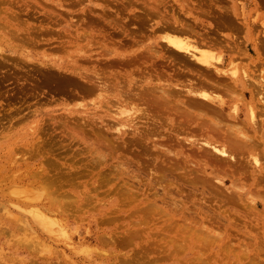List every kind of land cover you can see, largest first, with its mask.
Instances as JSON below:
<instances>
[{"label": "rangeland", "instance_id": "1", "mask_svg": "<svg viewBox=\"0 0 264 264\" xmlns=\"http://www.w3.org/2000/svg\"><path fill=\"white\" fill-rule=\"evenodd\" d=\"M221 13L233 28L222 27ZM261 23L264 0H0V264H127L129 258L128 264H190L192 257L235 264L234 248L243 244L236 227H255L264 192L258 193L261 199L254 197L253 186L231 181L230 172L218 165L198 174L199 186L187 182V171L200 166L188 147L204 150L188 144L186 133L176 134L165 116L154 121L152 110L144 113L145 105L132 94L165 84L164 76H151L153 71L171 76L178 67L186 71L187 63L164 42L173 35L222 56L223 68L235 65L247 73L262 100L264 53L254 50L264 35ZM187 28L193 32L187 34ZM231 104L245 111L248 105L239 98ZM164 151H172V160L168 155L163 161L169 154ZM262 152L261 146L255 155L264 166ZM60 169L69 178L54 193L47 182L39 186L21 179L29 170L51 176ZM208 177L217 191L206 184ZM232 182L249 189L240 198L245 205L252 207L255 198L261 204L251 211L238 202L226 204L222 192L237 191ZM222 213L230 219H216ZM191 221L204 227L203 242L178 231L195 225ZM253 228L260 237L261 229ZM209 234L219 238L210 235L206 242ZM225 249L231 255L225 256Z\"/></svg>", "mask_w": 264, "mask_h": 264}, {"label": "bare ground", "instance_id": "2", "mask_svg": "<svg viewBox=\"0 0 264 264\" xmlns=\"http://www.w3.org/2000/svg\"><path fill=\"white\" fill-rule=\"evenodd\" d=\"M224 11L226 13L228 12V10H224ZM225 19H227V16L224 15L223 13H221L222 27L223 28H233L234 27L233 21L230 20L229 22H224ZM261 25L263 26L264 23H261ZM185 29L186 28H184V30ZM177 30H178V32H181L180 28ZM250 30H251L250 34L252 33V36H254V34L252 32V28ZM185 31H184V33H185ZM189 32H193V30L191 28L190 29L187 28V34H189ZM163 39L165 40L164 42L167 43V45H168L167 47H169L170 50L172 49V52L174 53V55L177 58L179 57L180 59H183L182 62L184 61V63H187V64H183L186 67V71H184L183 69L178 67V70H177V72H175L174 76H171V73H166V75H163L164 74L163 70L153 71V74H151V76L152 75L155 76V79H157V80L159 78H163L162 76H164V79L162 81L165 82V84H163L161 87H159L158 85L156 86L155 84L150 85V86L146 85V87L144 89L141 88L138 91H135L136 94L135 95L132 94L133 98L137 99L138 101L140 100L141 103H143L145 105V108L143 111L144 113L147 112L146 109L152 110L153 115H154V119H155L154 121L159 123L160 118L165 116L166 117V120H165L166 123L168 122L171 124L172 129H174V132L176 134L180 133V132L186 133L188 144L190 143V145H194L195 148H198L200 150H204L203 152L197 151L195 149L189 150V147L187 146L189 154H191V156L195 160H197V163L200 164L199 167H195V168L191 169V171L189 170L190 172L187 171V182L189 181L190 184L199 186V184H201V182L200 183H198V182L203 180V179H197V177L200 178V176L198 174H202L203 171H205V167H208L209 165H212V166L218 165L219 171H221V170L227 171L228 170L230 172L227 174H229L228 176L231 179V181L235 180L237 184H238V182L241 183L242 181H244V184L249 183V185L253 186V190L256 191L255 192L252 190L254 192L253 196L256 193V197L258 198V195L260 194L261 190L264 192V166L261 164L259 157L255 155V154H258L257 150L262 146L263 152L261 154L264 156V96L262 97V100H261V97L258 96L259 95L258 90H255V87L253 86L252 82L250 81V77L247 73H244L243 71H239L235 65H233V67H231V68H223L224 60H223L222 56H215L211 53L200 51L199 48L194 43H192L188 40L179 39L177 36L166 35V36H164ZM209 44L211 45L213 43L210 42ZM230 45L225 43L224 47L227 48L229 51H233V49L235 47H233V45H231L232 46L231 47ZM254 50L256 52V55H259L260 53H264V35L262 36V39L255 44ZM109 59L110 60H108V61H111V59H113V58H109ZM118 59L120 60L121 58H118ZM118 59L114 60V62L115 61L118 62ZM229 64H230V62H229ZM72 69H73V67H72ZM82 74H84V73H82ZM86 76H84V77L86 78ZM88 76H93V75H88ZM88 76H87V78H89ZM166 76H167V78H166ZM94 77L96 79H98L97 82L99 83L100 78L93 76V78ZM180 78H181V80H180ZM90 79H91V77L89 79H87V81L88 80L90 81ZM96 79H94V82ZM70 80H72V79H70ZM73 80H75V79L73 78ZM160 82H161V79H160ZM91 84H90L91 86L89 85L90 86L89 89L92 88L93 85L94 86L92 89H94V87H96L95 84L94 83H91ZM102 86H105V85H102ZM102 86H100V90L97 91L98 93H99V91H102L101 90ZM136 86H138V85H136ZM83 88L85 90H87L88 86H87V89L85 87H83ZM83 88H82V90H84ZM181 89H185V90H181ZM86 92H88V91H86ZM130 98H131V96H130ZM234 98L247 99L248 105L245 106V107H247L246 111L239 108V107L237 108L236 105H234V104H231V101H233ZM131 103H133V102H131ZM133 105L135 107V104H133ZM44 143H45V141L43 142V144ZM164 145L165 144H163V146ZM126 146H130V145H126ZM35 147H38V146H35ZM204 147H206L207 149ZM208 148H210V149H208ZM167 149L170 150L168 147H167ZM36 150H37V148H35V152H36ZM39 150H40V148H39ZM193 150H195L196 152H193ZM164 152H168V151H164ZM171 152L170 153L168 152L169 154H167V156H164L166 158H164L163 161H165V159H167L168 155L171 156ZM197 152H199V153H197ZM163 153L161 155H163ZM250 157H252V160H249ZM171 160H172V156H171ZM44 161H45V159H44ZM189 161L193 162L190 159H189ZM47 162H48V160H47ZM166 162H167V160H166ZM170 164L171 163H169V167L171 166ZM156 166H155V168H156ZM165 166H166V164H165ZM51 168H52V170H55L54 168H56V167L51 166ZM159 168H161L162 170L164 169V167H161V165L159 166ZM159 168L157 167L156 170L158 171ZM166 169L168 170V168H166ZM42 171H43V173H47V170L45 168H43ZM216 171L212 173V174H216V175H214V176H216L214 179L217 178ZM57 172H59V171L57 170ZM60 172H61V169H60ZM43 173H41L39 170H37V171L36 170L35 171L29 170L27 172V174H25V173L21 174V176H22L21 179L23 181L31 183V184H38L39 186L43 185L44 182H47V183H45L46 188L49 189L51 193H54V192L58 191L61 188V184L66 182L67 179L69 178V176L67 177L64 172L63 173L65 174L66 177L63 176L64 175L63 173H62V175H61V173H60V175H59V173L58 174L53 173L51 176L45 175ZM157 173L159 174V172H157ZM218 173H220V172H218ZM159 175L161 176L162 174H159ZM62 177H63V179H61ZM193 178H196V179H193ZM201 178H202V176H201ZM208 178H207L208 182L206 184L210 185L209 180L213 179V178H211V177H208ZM217 180H219V178H217ZM196 183H198V184H196ZM232 183L234 184V182H232ZM236 183L233 185L231 190L233 189L232 190L233 193L235 190H237L238 191L237 194H236L237 191L234 194H232V193L230 194L233 196L225 195L223 193L224 191L222 192V199L226 202V204L230 203V204L236 205V202H238L237 206L239 204V208L243 205L244 208H246L248 211H251L252 209L256 208L259 204H261L260 203L261 201L264 203V197H263L264 195L263 196L259 195L260 196L259 199H261L263 197V199L261 201L255 200L256 198L254 199L252 196L251 199H254V200H252L253 201L252 207L248 204L245 205V201H243V199H240V198H242L243 195L245 193H247V191L249 189L246 188L245 190H242L243 188L241 189L240 187H237L238 185ZM241 184L244 185L243 183H241ZM209 185H205V186L208 188ZM212 186L214 188H211ZM212 186L209 187L208 190H210V188H211V189L217 191L219 188L218 185H215V186L212 185ZM216 187H217V190H216ZM213 190L210 191V192H212V194H214ZM220 190H222V189H220ZM216 194L217 193L215 192V195ZM217 195H219V194H217ZM211 198H209L210 199L209 202H212ZM234 199H235V201H234ZM232 201H234V202L232 203ZM226 211H227V209L225 210V212ZM237 211H238L239 216H243L245 219L248 218V215L247 214L244 215L241 210L237 209ZM228 215H230V214H228ZM259 216L261 218L257 217V219H255L256 222L254 224V226H255L254 228H257L258 230L261 229L260 237H256L254 235V233H251L253 227L252 228L249 227L248 226L249 223L247 226H244V227H242V226L236 227V231H238L240 233V236L243 237V238H241L243 240V244L240 242V243H238L236 249L234 248L235 264H264V211H262L261 215H259ZM219 218H221V220L222 219H228V220L230 219V218H228V216L226 214H223V213L219 214V216L216 217V219H219ZM235 218H234V221H235ZM237 219L240 220V218H238V217H237ZM240 222H241V220H240ZM189 223H192L195 225H193L191 227V225L188 224L190 226L189 227L188 225H186L187 223L185 224V222H183V224L186 225L187 231L184 229L185 226L183 227L184 230L183 229L178 230L179 228H181L180 225L175 226V227L177 228V230L181 234H185V236H184L185 239H186V234H187L188 238L191 241L202 240L204 233L202 235L200 231L201 230L203 231L202 228H204V227L200 225L201 226L200 227L201 229H200V228H198V225H196V223H194L192 221ZM213 223H215V222H213ZM220 225L222 226V224H220ZM187 226L189 227L190 230L188 229ZM168 227L170 228L171 226L169 225ZM212 227H214V226H212ZM170 229H172V228H170ZM257 229H254V230H257ZM214 230H217V229L214 228ZM231 232H232V230H231ZM216 233H215V235H216ZM257 233L260 234L258 231H257ZM127 234H129V233H127ZM130 234H131V232H130ZM179 234L177 236L180 237ZM206 234L208 236V233H205V235ZM211 234H209V236ZM133 235H130L131 238H133L132 237ZM218 235L216 237L213 235H211V236L213 238H216V240H217ZM130 236L127 235L126 237L129 238ZM211 236L206 238L205 241L207 239H211ZM157 237H159V235ZM128 238H127V240L125 239V236L123 238H121L122 240L125 239L127 241L126 245L129 244L130 241L132 240L131 239L129 241ZM122 240H120V242H123ZM157 240L158 239H156V243L158 242ZM110 241H111V239H110ZM113 241H114V243L116 242V240H113ZM128 241H129V243H128ZM203 241H204V239L202 240V242ZM120 242L117 244L121 245ZM180 242H178V243H180ZM182 242H184V241L182 240ZM112 243L113 242L111 241V244ZM153 243H155V242H153ZM166 243H163V244H166ZM169 243H171V242H169ZM173 244L177 245V243H175V242ZM120 245H119V248H120ZM156 245H155V247H157ZM203 245H204L203 247L205 248V246H206L205 243H203ZM123 246H125V245H123ZM123 246H122V248H125ZM131 246H132V244H131ZM146 246L148 247V246H152V245L149 244ZM161 246H160V248L162 249L163 246L162 247ZM199 247H201V245ZM223 247H221V249H223ZM229 247H230V245H229ZM140 248H139V251L137 250L138 252H141L142 248L141 249ZM173 248H175V246H173ZM174 250H175L174 253L179 252L178 251L179 249L177 250V252H176V249H172V251H174ZM151 251H149V253ZM155 251H157V253H158V250L154 249L153 252H155ZM172 251H170V252L172 253ZM200 251L201 250H199V254H202V253H200ZM205 251H204V253H205ZM138 252L136 254H138ZM159 252H164V251L161 250ZM225 252H226V249H225ZM171 253H169V254H171ZM136 254L133 251V254L131 256L134 258V256H136ZM144 255H146V254L144 253ZM144 255H143V259L146 260L147 258ZM229 255H231V253H230V251H227L225 256H229ZM140 256H142V255H140ZM169 256H166L165 258L169 259ZM225 256L223 255V257L226 259ZM191 257L192 256H189V258H191ZM209 257H208V259H209ZM156 258H158V256L155 257V259ZM187 258H185V259H187ZM192 258H193V260L190 259L191 260L190 264H207V261H203L202 259H198L195 257H192ZM129 259L128 260L126 259L127 264L130 262ZM139 259L140 258L138 256V260ZM152 259H153V257H152ZM133 260H131L132 263H133ZM153 260H151V261H153ZM156 260L160 261V259H156ZM156 260H154L155 263H157ZM118 261H120V260H118ZM121 261H123V263H126V262H124V260H121ZM154 261H153V263H154ZM136 262H137V260H136ZM136 262L134 264H136ZM181 262L182 261H180V264H181ZM229 262L231 263V260ZM233 264H234V262H233Z\"/></svg>", "mask_w": 264, "mask_h": 264}]
</instances>
